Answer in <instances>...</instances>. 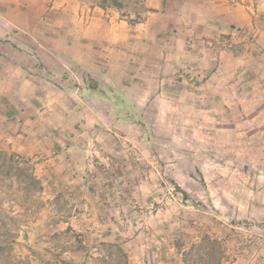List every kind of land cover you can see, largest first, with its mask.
Wrapping results in <instances>:
<instances>
[{
  "label": "rangeland",
  "instance_id": "1",
  "mask_svg": "<svg viewBox=\"0 0 264 264\" xmlns=\"http://www.w3.org/2000/svg\"><path fill=\"white\" fill-rule=\"evenodd\" d=\"M117 1L0 0V150L19 176L0 179L17 239L3 264H41L69 225L93 248L121 234L129 264H264V38L235 25L202 42L250 44L255 76L141 72L119 38L151 0Z\"/></svg>",
  "mask_w": 264,
  "mask_h": 264
},
{
  "label": "crops",
  "instance_id": "2",
  "mask_svg": "<svg viewBox=\"0 0 264 264\" xmlns=\"http://www.w3.org/2000/svg\"><path fill=\"white\" fill-rule=\"evenodd\" d=\"M148 5L151 11L147 19L139 23L132 36L134 38L130 40L124 34L123 38H119L122 42L128 40L135 44L133 51L139 52L135 53L134 61L140 64L141 72L148 69L147 66L159 74L180 73L199 67L213 74L222 71L239 74L248 70L255 76V73L260 72L261 53L249 50L250 44L243 54L236 56L208 49L202 42L210 34L228 33L235 25L255 33L259 39L264 38V18L260 20V25L257 22V17L264 15V1L257 7L250 0H151ZM88 17L86 23L91 20L90 25H93L95 19H99L101 27L106 28L109 27L108 22L114 21L94 15ZM123 23L121 21L113 26L120 28ZM87 30L94 34L90 27ZM105 35V39H111L109 33ZM119 35L122 37V34ZM75 55L86 57L87 53L76 52ZM107 56L102 52L101 57Z\"/></svg>",
  "mask_w": 264,
  "mask_h": 264
},
{
  "label": "trees",
  "instance_id": "3",
  "mask_svg": "<svg viewBox=\"0 0 264 264\" xmlns=\"http://www.w3.org/2000/svg\"><path fill=\"white\" fill-rule=\"evenodd\" d=\"M118 3L117 0H113ZM95 84H92L91 88L95 89ZM15 157L9 155L7 152L0 150V179L6 181L11 178H19L18 175L13 174V162ZM26 182V181H25ZM24 182V183H25ZM33 182L41 184L35 177ZM180 188V186H178ZM181 189V188H180ZM184 197H189L187 191L182 190ZM6 208L3 206V200H0V264H3L2 260L8 250H12L14 244L17 243V239L9 228L7 219ZM114 235L112 230L105 232L104 235ZM115 240L112 241H100L98 246L94 248L87 244L85 236L78 233L73 226L69 225L66 229L57 230L50 234L51 240H53L57 246L54 247L51 258L41 256V264H88L90 260L95 261V264H129V251L126 248L127 240H125L121 234H116ZM205 238L212 239L209 235ZM178 245V244H177ZM96 251V252H94ZM69 253L70 257L64 258L63 254ZM97 253V254H96ZM81 254L82 262L78 263L74 256Z\"/></svg>",
  "mask_w": 264,
  "mask_h": 264
},
{
  "label": "built area",
  "instance_id": "4",
  "mask_svg": "<svg viewBox=\"0 0 264 264\" xmlns=\"http://www.w3.org/2000/svg\"><path fill=\"white\" fill-rule=\"evenodd\" d=\"M219 44H221L224 47L223 49H232L233 52H235V53H241L243 50V47L240 45V43L237 41H234V40L232 41V43H230L229 46L225 45V43L220 41L219 39L208 41V45L210 47H214V46H217Z\"/></svg>",
  "mask_w": 264,
  "mask_h": 264
}]
</instances>
